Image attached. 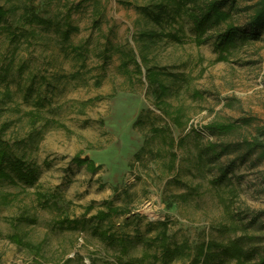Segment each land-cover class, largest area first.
Segmentation results:
<instances>
[{"label":"rangeland","instance_id":"374dc122","mask_svg":"<svg viewBox=\"0 0 264 264\" xmlns=\"http://www.w3.org/2000/svg\"><path fill=\"white\" fill-rule=\"evenodd\" d=\"M162 1L33 0L25 18L52 24L19 27L24 0H0V128L34 174L25 182L0 164L17 180L0 179V264H199L200 245L231 239L249 261L264 252V149L254 142L264 143V26L220 55L225 23L199 45L188 21L180 43L145 35L170 30L146 12ZM256 1L225 2L228 21L247 30ZM67 21L75 28L64 39ZM145 66L160 69L170 115ZM109 202L121 213L104 219ZM162 222L166 245L181 246L172 258L157 239ZM222 261L235 258L209 264Z\"/></svg>","mask_w":264,"mask_h":264},{"label":"trees","instance_id":"16d2710c","mask_svg":"<svg viewBox=\"0 0 264 264\" xmlns=\"http://www.w3.org/2000/svg\"><path fill=\"white\" fill-rule=\"evenodd\" d=\"M229 2V0H168V3L165 1L159 2L157 4V11L154 10H144L146 11L154 20H157L159 23H161L162 20L168 21L170 30H165V28H161L159 31H147L145 35H149V37H162L165 36L168 39L175 41L177 43L182 42L184 40V37H186V34L184 31L180 30L182 24L186 21L190 22L192 25V29L194 32L193 40L196 44H201L205 41L207 31L214 26H217L221 23H225V27L222 31L217 33L215 38V47H217L221 52L220 55H222V51L227 50L230 45L235 44V40L238 37H241L243 39L245 38H255L257 37L258 30L264 26V0H257L253 6L252 13L248 16V29L245 30L244 28H240L233 23H231L229 18L231 17V11L229 8H224L223 4L225 2ZM232 2H235V0H230ZM24 7H22L24 10L18 15L17 17V23L19 27H23L27 24L34 23L35 25H41V26H48L52 24V19L50 17H43L41 15H35L32 17L25 18L26 14H32L29 12L30 7H35L36 5L33 3V0H24L23 3ZM7 14V9L3 6H0V21L4 20L3 17ZM33 15V14H32ZM70 13L67 14V17L69 18ZM184 19H186L184 21ZM19 21V22H18ZM20 23V24H19ZM177 25L175 29H171ZM66 28L63 30V36L64 39H67L68 34L72 29L75 27L71 26L70 23L67 21L65 24ZM71 50L78 49V46H71ZM134 63L135 60H133ZM121 64L126 65L125 61H122ZM161 71L158 68L155 67H148L145 66V79L149 88V91L152 93L154 99H155V105L160 110V112L163 115H170V111L167 109V106H164L163 104H166L165 101V95L168 91V85L165 83V81L160 78ZM180 113H175V120L177 123H181L180 119ZM30 120L32 118V122H35L37 116L41 119L42 115H30ZM33 124V123H32ZM213 123V125L209 124L208 127H222L221 124ZM0 128V164H4L3 161H11V167H13V173L16 171L19 174V177L21 179H24L23 181H33L34 174L33 170L29 167L24 168L21 167V164L16 163L15 161H18L16 157H14V153L12 150V145L8 143V140L3 138L2 132ZM160 132H164V130L161 128ZM165 134H161V138L164 141L165 144L168 146L173 145V139ZM255 145L259 147L260 149H264V143L258 142L257 140L254 141ZM171 152V158L169 161V168L174 167V160L176 158V154L173 151ZM254 152V149H250V153L252 154ZM260 152V151H259ZM258 152V153H259ZM264 154V152L262 153ZM260 155H257L258 158ZM6 159H3V158ZM78 164H83L87 160L86 159H79L78 156L74 157ZM261 159V158H260ZM88 162V161H87ZM15 176L12 175L11 178L1 175L0 179H9L10 181L17 182L14 178ZM174 196H181L178 195H165V198H170ZM109 210L104 212V219L108 216L115 214V213H121V207L118 205H112V203L109 202L107 206ZM78 221H74L72 224L71 222L68 223V226H75ZM14 224V222H13ZM166 230V223L162 222V229L159 231L157 235V239L160 240V245L162 246L163 253H167L169 258L174 257L178 252L180 251V247L178 245H175L170 248V246L166 245L165 238L166 233H162ZM162 233V234H161ZM109 236V235H108ZM14 240L16 241V237H14ZM184 245V243H183ZM205 246V248H204ZM26 247V246H25ZM258 259L256 261H249V254L247 253L248 258L245 256V251L242 249V246L239 244V242L235 239L229 240L227 243L223 242H216L213 241V243H204V245H200L194 254L193 257V263L199 262V264H209L210 262H214L216 259H222L224 257H233L235 258V261L233 263L229 264H264V252L258 253ZM156 257V255H155ZM143 258L140 257H128V259L121 262V264H143ZM220 262L219 264H222ZM34 264H41V263H34Z\"/></svg>","mask_w":264,"mask_h":264}]
</instances>
